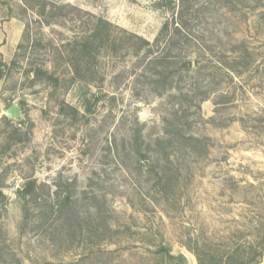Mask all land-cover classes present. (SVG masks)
I'll return each instance as SVG.
<instances>
[{
    "label": "rangeland",
    "instance_id": "374dc122",
    "mask_svg": "<svg viewBox=\"0 0 264 264\" xmlns=\"http://www.w3.org/2000/svg\"><path fill=\"white\" fill-rule=\"evenodd\" d=\"M53 1L47 26L0 0V264H264V0ZM85 11L150 42L170 22L166 59L124 44L73 79Z\"/></svg>",
    "mask_w": 264,
    "mask_h": 264
},
{
    "label": "trees",
    "instance_id": "16d2710c",
    "mask_svg": "<svg viewBox=\"0 0 264 264\" xmlns=\"http://www.w3.org/2000/svg\"><path fill=\"white\" fill-rule=\"evenodd\" d=\"M40 3L36 4L40 7L39 13L40 15L44 16L43 19H39L42 24H45L47 26L52 24V16H55L56 13L51 11L47 15L45 12L46 7L50 5L52 8H59L62 9L65 7V4H58L57 2L53 0H37ZM166 4L170 7L171 0H165ZM23 9L30 8V0H22ZM78 11H82V9H78ZM87 17H78V25L80 28V31H77L72 35L68 41L65 43L68 46H71V49L68 51V62L72 65L71 68V74L73 79L83 80V81H94L95 75H89L91 72L90 67L88 66V59L89 58H96L97 55L101 51L105 52H112L118 50L122 45L127 44L130 48H132V51L134 53H138L140 51H146L148 54L147 57H150L148 59V62L150 63H159L166 59V56L162 54L163 51H156L158 48V44L161 39L165 38L167 34L170 32L169 30V24L170 22L165 21L158 32V35L153 39L152 42L148 41L144 37L134 33L127 31L126 29H123L114 23L110 22L103 16H98L93 13L87 12ZM180 13V15H179ZM49 16V17H48ZM181 12L176 13V18L173 19L172 17V23H175L174 32L177 34H181L184 37L188 35L187 31L185 30L186 25L182 22ZM179 19L176 20V19ZM183 31V33H182ZM118 32L120 34H118ZM64 44V45H65ZM62 45V46H64ZM55 51L58 55H60L61 51L58 48H55ZM187 64L191 63L190 61L186 62ZM184 63V64H186ZM186 64V65H187ZM2 69H0V72ZM37 72V71H36ZM40 74H47L46 70H38ZM96 74V73H95ZM165 76H163L162 73H158V77L154 79V82H160V88H164L165 85L163 83V80H165ZM162 80V82H161ZM162 86V87H161ZM132 145L135 148V150H139L138 147V139L139 136L132 135ZM167 142L169 145H173L175 143H178L180 145H186L191 150H196L198 148H204L202 140L200 138H196L192 135L184 136L180 135L177 137V134L174 132H170V135L168 137H162L160 139L156 140L157 144H161L163 142ZM149 146V144L147 145ZM168 161V159H166ZM32 185L30 183H26L23 185L21 193L24 195L31 190Z\"/></svg>",
    "mask_w": 264,
    "mask_h": 264
},
{
    "label": "water",
    "instance_id": "95a60500",
    "mask_svg": "<svg viewBox=\"0 0 264 264\" xmlns=\"http://www.w3.org/2000/svg\"><path fill=\"white\" fill-rule=\"evenodd\" d=\"M5 114L8 117L14 118V119H20L21 114H20V109L16 104H11L6 110ZM174 252H176L179 255H182L186 258V264H194L193 260L191 257H189L186 252L180 248H174Z\"/></svg>",
    "mask_w": 264,
    "mask_h": 264
},
{
    "label": "bare ground",
    "instance_id": "6f19581e",
    "mask_svg": "<svg viewBox=\"0 0 264 264\" xmlns=\"http://www.w3.org/2000/svg\"><path fill=\"white\" fill-rule=\"evenodd\" d=\"M187 254V253H186ZM188 255V254H187ZM189 256V255H188ZM190 257V256H189ZM192 258V257H191ZM193 260V259H192ZM194 263V262H193Z\"/></svg>",
    "mask_w": 264,
    "mask_h": 264
}]
</instances>
